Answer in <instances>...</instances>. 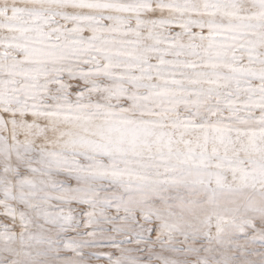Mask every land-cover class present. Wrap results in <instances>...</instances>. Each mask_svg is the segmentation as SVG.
Returning <instances> with one entry per match:
<instances>
[{
    "label": "snow or ice",
    "instance_id": "1",
    "mask_svg": "<svg viewBox=\"0 0 264 264\" xmlns=\"http://www.w3.org/2000/svg\"><path fill=\"white\" fill-rule=\"evenodd\" d=\"M0 264H264V0H0Z\"/></svg>",
    "mask_w": 264,
    "mask_h": 264
}]
</instances>
